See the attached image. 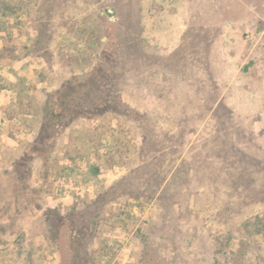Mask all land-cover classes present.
<instances>
[{
    "label": "rangeland",
    "instance_id": "374dc122",
    "mask_svg": "<svg viewBox=\"0 0 264 264\" xmlns=\"http://www.w3.org/2000/svg\"><path fill=\"white\" fill-rule=\"evenodd\" d=\"M63 2L44 55L25 53L36 34L28 12L11 28L19 60L36 65L30 67L36 78L17 85L14 112L36 134L16 140L17 150L9 145L3 158L0 196L19 203L4 206L0 245L23 248L19 262L33 261V244L53 246L45 210L66 212L96 197L148 156L139 187L162 182L163 189L108 203L88 242L92 262L264 264V0H141L149 47L141 74L122 93L131 111L77 120L60 133L45 164L24 156L37 124L22 109H39L46 92L89 69L85 44L75 46L62 22L81 24L95 4ZM144 130L155 132L146 146ZM149 145L167 151L157 155ZM118 211L128 218L109 225L106 218Z\"/></svg>",
    "mask_w": 264,
    "mask_h": 264
},
{
    "label": "trees",
    "instance_id": "16d2710c",
    "mask_svg": "<svg viewBox=\"0 0 264 264\" xmlns=\"http://www.w3.org/2000/svg\"><path fill=\"white\" fill-rule=\"evenodd\" d=\"M69 1H81L86 6L95 4L93 12L81 18V24L72 20L64 22L65 18L62 22L66 33L75 38V46L77 43L85 44L83 51L86 50L89 69L72 74L57 88L46 92L39 109H22V113L33 115V122L37 124V136L28 144L24 156L31 160L40 158L45 164L51 157L60 133L77 120L95 119L108 113L127 114L131 111L122 93L129 81L141 74L149 47L144 35L141 0ZM56 3L59 6H55ZM65 5L63 0H0V39L3 41L0 60L20 58L11 28L19 25L22 12L29 13L36 29L32 43L24 46L26 55H44L55 35L52 24L63 15ZM44 9H49L46 14L43 13ZM91 15H94V22L91 21ZM142 132L143 145L146 146L154 140L155 132ZM151 149L157 155L167 151L156 146L149 148V151ZM151 162L147 156L141 165L108 186L105 191L94 198L85 197L75 202L66 212L57 208L44 211L45 235L59 253V264H95L89 253L88 242L99 231L108 203L124 195L141 198L143 195L157 194L158 190L163 189L162 182L156 187H139L142 182L140 177L151 167ZM162 176L163 180L167 179L165 175ZM128 216L127 212L118 211L106 218V222L114 225L118 221H126Z\"/></svg>",
    "mask_w": 264,
    "mask_h": 264
},
{
    "label": "crops",
    "instance_id": "0c3cea01",
    "mask_svg": "<svg viewBox=\"0 0 264 264\" xmlns=\"http://www.w3.org/2000/svg\"><path fill=\"white\" fill-rule=\"evenodd\" d=\"M2 45L3 41L0 39V48ZM27 62L29 63V67H26ZM30 67H36V65L32 63L28 57L23 60H19V58L16 60L11 58L9 61L0 60V173H3L4 171L3 158L6 157V155L11 154L8 150L9 145H14L17 150L18 148H16V145L18 144L16 143V140L18 141L21 139L22 141L25 140L26 142H29L34 139L36 134L34 130L29 132L24 129L22 125V119L24 120V118L22 115L14 112L17 105L16 101L20 94L19 89L17 88L18 83L22 80L26 84H29L31 83L30 81L32 78H36V75L30 70ZM23 115L28 116L29 114ZM18 153L19 152H17V155ZM88 188H90V186ZM0 189H4V184L1 182ZM17 203H19L17 197H12L10 200H6L0 196V221L4 219L3 216H7L4 212V206H7L8 204L15 206ZM19 231L11 233V237L13 239L18 238ZM0 235L3 234L1 233ZM26 235L29 237L31 236L34 240L37 238L40 239L43 236L40 232L34 233L33 230L30 229H27ZM8 246L0 245V253H2L0 264H59L60 261L59 253L53 248V246L45 242L43 245H40V243L33 244L32 251L35 258L33 261H30L29 259H27V261L23 260L22 263L19 262L18 255L24 254L25 249L17 246L14 248V245ZM40 253H42V255H40Z\"/></svg>",
    "mask_w": 264,
    "mask_h": 264
}]
</instances>
